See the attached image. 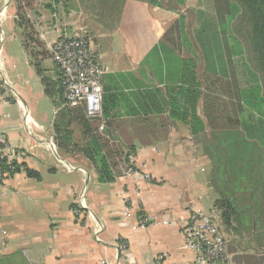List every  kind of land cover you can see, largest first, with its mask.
<instances>
[{"label": "crops", "instance_id": "0c3cea01", "mask_svg": "<svg viewBox=\"0 0 264 264\" xmlns=\"http://www.w3.org/2000/svg\"><path fill=\"white\" fill-rule=\"evenodd\" d=\"M73 1L70 9L77 13ZM136 2L128 0L107 25H77L68 11L48 24L37 3L24 9L46 50L83 31L105 68V120L111 121L105 137L129 163L119 166L111 182L100 183L81 154L55 145L62 107L46 96L22 47L16 4L0 0L6 81L0 89V155L6 153L0 160L6 165H0V264H205L185 247L194 211L216 224L233 263L264 264V200L253 203L258 217L241 213L225 222L215 206L212 162L202 142L186 123L169 117V89L180 80L182 55L162 38L177 15L142 3L151 26L137 27L134 15H127ZM45 61L46 75L57 80L52 59ZM159 115L167 130L153 134L160 129L153 126ZM131 164L136 176L126 175Z\"/></svg>", "mask_w": 264, "mask_h": 264}, {"label": "trees", "instance_id": "16d2710c", "mask_svg": "<svg viewBox=\"0 0 264 264\" xmlns=\"http://www.w3.org/2000/svg\"><path fill=\"white\" fill-rule=\"evenodd\" d=\"M86 1L96 12L97 21L107 25L118 18L126 0ZM134 1L161 8L159 0ZM170 1L173 7L166 10L174 12L177 19L162 41L179 50L182 57L180 69L177 67L180 80L169 89V117L186 123L190 134L202 142L203 154L212 162L210 183L218 194L215 206L223 220L228 222L248 212L257 216L258 208L253 203L264 200V147L252 140L245 113L248 110L260 120L264 118V0H210L211 12L206 14V22L189 36L186 15L179 9L186 0ZM14 3L22 47L44 93L62 107L54 124L55 145L62 152L81 154L94 169L98 182H111L115 175H120L119 166L129 163L128 159L122 161L121 149L105 137L111 121H106L105 130L100 133L98 124L87 120L81 108L65 106L58 69L57 80L46 75L42 64L51 56L26 17L24 9L34 8L29 0ZM229 35L242 45L238 51L228 47ZM189 53L196 57H190ZM238 55H242L244 68L252 77L248 87L241 86L232 62ZM199 59L206 64L201 71L196 69ZM103 97L105 118L106 96ZM153 126L160 128L153 129V134L167 130L162 115L154 119ZM0 165L5 169L4 162Z\"/></svg>", "mask_w": 264, "mask_h": 264}, {"label": "built area", "instance_id": "2783aa9c", "mask_svg": "<svg viewBox=\"0 0 264 264\" xmlns=\"http://www.w3.org/2000/svg\"><path fill=\"white\" fill-rule=\"evenodd\" d=\"M4 12V8L0 9ZM2 39L0 38V41ZM51 59L60 74V84L64 104L68 107L83 109L89 121L98 124V132L105 130L106 120L103 116L102 100L104 96L103 79L106 74L101 61L90 49L85 32L72 38H62L47 46ZM4 77L3 63L0 54V80ZM2 78V79H1ZM6 153L0 155V160ZM138 171L132 166L126 175L136 176ZM149 181L150 176L145 175ZM125 210L129 209L127 199ZM188 239L186 249L196 254L197 259L205 264H236L230 260L228 242L222 237L212 219L201 211L192 212L186 223Z\"/></svg>", "mask_w": 264, "mask_h": 264}, {"label": "rangeland", "instance_id": "374dc122", "mask_svg": "<svg viewBox=\"0 0 264 264\" xmlns=\"http://www.w3.org/2000/svg\"><path fill=\"white\" fill-rule=\"evenodd\" d=\"M71 1L73 0H60L58 2H56L55 0H37L35 2L34 0H32L29 3H31V5L32 4L34 5V3H37L41 11L43 12V16L44 18H46L45 20L48 22V24L52 21V19L54 20L52 21L53 24L55 21H58L59 20L58 15H61V13L63 12L65 15V11H68L66 15H67V18L69 19V22L75 20V24L77 25L81 23L85 24V21L88 23L89 22L95 23L97 21L96 12H94L91 9L90 3H88L86 0H82L84 2H82L81 0H76L78 1V5H77L78 12L74 13L70 9V7H72ZM76 1H73L74 5ZM127 1L128 0H126L125 3ZM129 1H133V0H129ZM159 1H161V8L157 7V9L159 8L164 11H168L166 9L169 6L173 7V4H174L171 1L169 2V0H159ZM52 3H55V5L54 4L52 5ZM143 3L146 5H149L145 2ZM136 5L137 6L135 7V9H132V12H127V15L128 16L134 15L133 18L136 20L135 24L137 27L138 26L139 27H150L151 26L149 23L150 19L148 18L147 12L144 11L143 4L137 1ZM179 9L184 15H186L185 27L187 29L186 33L189 36L190 33L192 32L194 33L195 31H197L202 23L206 22V19H207L206 14H209L211 12V3H210V0H186L185 6L183 8L180 7ZM201 13H204V15H202ZM3 17H4V13L0 12V19H3ZM171 18L172 19L174 18V14H171L170 19ZM238 41L239 40H237L235 37H232L231 35H229L228 47L231 49V51H233L234 49L235 51H238L239 48H241L242 45ZM189 56L196 57L192 53H189ZM45 62H48V61H45ZM232 62L235 64L236 73L240 80L241 86L248 87V85H251L252 77L250 74H248L247 68H244L245 60L242 59V55L234 56L232 58ZM197 64H199L196 67L197 71L199 70L201 71V68L203 69L204 65H206L204 61H201L200 59L197 62ZM42 66L43 68L47 67L46 64L44 63L42 64ZM5 83L6 81L0 80V89L4 87ZM245 118H246L245 124L250 130L249 134L251 137H253L252 140L258 143L259 145H261L262 147H264V118L263 120L262 119L260 120V117H258V115L251 114V111H248V110H246ZM246 134L248 136V132H246Z\"/></svg>", "mask_w": 264, "mask_h": 264}]
</instances>
